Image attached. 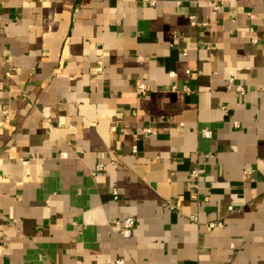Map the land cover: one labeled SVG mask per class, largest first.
I'll return each mask as SVG.
<instances>
[{"label":"crops","instance_id":"1","mask_svg":"<svg viewBox=\"0 0 264 264\" xmlns=\"http://www.w3.org/2000/svg\"><path fill=\"white\" fill-rule=\"evenodd\" d=\"M0 246V264H264V0H0Z\"/></svg>","mask_w":264,"mask_h":264},{"label":"built area","instance_id":"2","mask_svg":"<svg viewBox=\"0 0 264 264\" xmlns=\"http://www.w3.org/2000/svg\"><path fill=\"white\" fill-rule=\"evenodd\" d=\"M218 7L215 5L214 6V9H217ZM190 24L192 26H199V25H202V26H205V23H199L198 20H196L195 16H191L190 17ZM250 42L251 44H256L258 42V39L256 36L252 35L250 37ZM139 60H142V58L138 57ZM170 77H174L175 74L173 72H170L169 73ZM234 80L232 78H230L228 80V87H232L233 84H234ZM235 89L237 91H239L240 93H243L244 90L242 88L241 85H236L235 86ZM148 90V87L147 85H145L144 83H140L138 85H136L134 91L137 93V94H141V95H145L146 92ZM171 90L172 91H175L176 90V86L175 85H172L171 86ZM190 89L188 87H183L182 88V91L184 92H188ZM234 125L237 127L238 126V123H234ZM152 131V128L151 127H145L143 130H142V133L143 134H150ZM201 135L205 138H211L212 137V132L208 129H203L201 130ZM133 152H136V149L134 148L133 149ZM104 168V165L103 164H98L96 165L95 167V170L93 171V173H97L101 170H103ZM203 172L202 169L200 168H194L190 171L189 173V176L192 180V185H193V188L196 190L197 187H198V178L200 176V174ZM244 174L245 175H248L250 174V171L249 170H246L244 171ZM197 181V182H196ZM113 196H114V199H116L117 197V193L116 191H113ZM229 210H232L231 207H229ZM191 220L194 221V222H198V219L197 217H191ZM209 227L211 228H214V227H221V222L220 221H213V222H210ZM133 227H134V219L131 217V216H127V217H124L120 220H116L112 223V230L114 231V233H116L117 235L123 237V238H129L131 237L132 235V232H133ZM0 255H3V246H0ZM105 263L106 264H125L124 262V259L122 258H107L105 260Z\"/></svg>","mask_w":264,"mask_h":264}]
</instances>
